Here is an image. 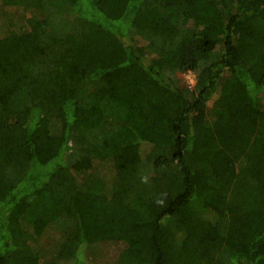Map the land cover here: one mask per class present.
<instances>
[{"label": "trees", "instance_id": "trees-1", "mask_svg": "<svg viewBox=\"0 0 264 264\" xmlns=\"http://www.w3.org/2000/svg\"><path fill=\"white\" fill-rule=\"evenodd\" d=\"M0 264H264V0H0Z\"/></svg>", "mask_w": 264, "mask_h": 264}, {"label": "rangeland", "instance_id": "rangeland-1", "mask_svg": "<svg viewBox=\"0 0 264 264\" xmlns=\"http://www.w3.org/2000/svg\"><path fill=\"white\" fill-rule=\"evenodd\" d=\"M188 78H192V76L190 75ZM111 251V250H110ZM116 250H112V253L115 252Z\"/></svg>", "mask_w": 264, "mask_h": 264}, {"label": "built area", "instance_id": "built-area-1", "mask_svg": "<svg viewBox=\"0 0 264 264\" xmlns=\"http://www.w3.org/2000/svg\"><path fill=\"white\" fill-rule=\"evenodd\" d=\"M189 76H190V75H189ZM189 76H188V77H189ZM191 76H192V75H191ZM188 79H190V80H191L192 78H188Z\"/></svg>", "mask_w": 264, "mask_h": 264}]
</instances>
